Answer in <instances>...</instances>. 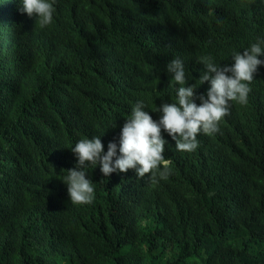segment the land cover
<instances>
[{"label": "trees", "instance_id": "1", "mask_svg": "<svg viewBox=\"0 0 264 264\" xmlns=\"http://www.w3.org/2000/svg\"><path fill=\"white\" fill-rule=\"evenodd\" d=\"M20 6L0 0V264H264V92L196 151L167 143L155 185L89 166L95 200L74 205L62 181L75 143L106 152L138 101L159 119L171 60L191 81L199 56L264 40V0H55L44 28Z\"/></svg>", "mask_w": 264, "mask_h": 264}, {"label": "clouds", "instance_id": "2", "mask_svg": "<svg viewBox=\"0 0 264 264\" xmlns=\"http://www.w3.org/2000/svg\"><path fill=\"white\" fill-rule=\"evenodd\" d=\"M54 3L55 0H21L19 10L34 17L36 24L44 28L53 22ZM232 60L218 65L210 55L199 56L198 63L204 66V71L191 81L183 61L171 60L166 70L179 88L174 102L160 103L151 110L159 113V119H153L145 110L144 101H138L125 119L118 144L110 141L105 152L101 136L75 143L70 150L77 164L67 169L68 174L62 179L70 202L74 205L94 202L95 187L88 178L89 166L99 165L105 177L134 170L138 178L148 175L155 185L171 174L172 161L164 155L167 143L175 144L180 152L192 153L199 147L198 136L219 134L227 118L230 121L231 117L246 115V111L237 112L235 108L243 109L247 102L249 106L256 103L264 92V40L252 43L242 53H233Z\"/></svg>", "mask_w": 264, "mask_h": 264}]
</instances>
